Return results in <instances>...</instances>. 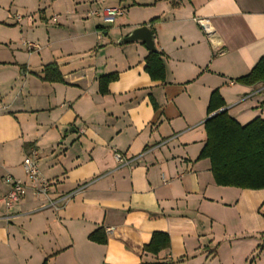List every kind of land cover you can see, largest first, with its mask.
<instances>
[{"label":"crops","instance_id":"obj_1","mask_svg":"<svg viewBox=\"0 0 264 264\" xmlns=\"http://www.w3.org/2000/svg\"><path fill=\"white\" fill-rule=\"evenodd\" d=\"M106 6L123 8L111 26ZM140 25L155 32L164 81L146 70L144 42H123ZM263 56L264 0H0V264H264V189L218 185L200 158L214 90L242 125L264 119V82L237 81ZM54 62L64 82L42 79ZM32 147L50 192L28 188L7 210L5 176L29 183ZM116 152L141 156L119 166ZM99 228L104 244L89 237ZM156 231L170 247L144 251Z\"/></svg>","mask_w":264,"mask_h":264},{"label":"trees","instance_id":"obj_2","mask_svg":"<svg viewBox=\"0 0 264 264\" xmlns=\"http://www.w3.org/2000/svg\"><path fill=\"white\" fill-rule=\"evenodd\" d=\"M158 20L159 18L151 19L150 25H154ZM162 55L163 53L158 50L151 51L146 59V70L154 80L164 81L166 77V65ZM117 78L118 73L101 76L100 92L106 94L109 83ZM42 79L48 82H64L59 66L55 62L44 67ZM237 81L246 85L264 82V56L248 74L237 78ZM154 105L157 108L156 103ZM226 106L219 90H214L208 105V118L205 121L207 141L200 158L210 160L211 171L218 185L264 189V119L256 117L242 125L229 114ZM220 109L223 110L211 116ZM89 237L101 244L107 242L102 228L95 230ZM170 243L168 233L156 231L150 242L144 246V251L157 254L169 248ZM43 264L48 263L45 261Z\"/></svg>","mask_w":264,"mask_h":264},{"label":"built area","instance_id":"obj_3","mask_svg":"<svg viewBox=\"0 0 264 264\" xmlns=\"http://www.w3.org/2000/svg\"><path fill=\"white\" fill-rule=\"evenodd\" d=\"M100 11L103 20L106 23L112 24L123 13V8L119 6H106L102 7ZM91 14H99V11L93 10L91 11ZM24 17H26L30 23H33L34 20L32 14H18L16 16L18 21H21ZM53 19L54 21H56L57 16H53ZM197 21L204 27L206 31L209 30V28L207 27V23L209 21L208 19L198 18ZM24 46L29 53L38 52L42 48L41 44L34 41H24ZM38 156V149L32 147L24 156V159L22 161V166L24 168L29 183L24 182L21 179L15 178L11 174H7L5 176V180L11 184V189L9 190V192L2 196V200L4 201L7 210L12 209L15 205L20 203V201L26 195L28 188H31L34 192V195L36 196H48L51 189V182L48 179L41 177L38 164ZM140 156L128 158L121 152L115 153V159L119 166H126L135 161ZM90 184L91 182H86L71 191L59 195L56 198H51L48 200L47 204L55 210H60L64 207L67 202H69L78 194L82 193L85 189H87Z\"/></svg>","mask_w":264,"mask_h":264},{"label":"water","instance_id":"obj_4","mask_svg":"<svg viewBox=\"0 0 264 264\" xmlns=\"http://www.w3.org/2000/svg\"><path fill=\"white\" fill-rule=\"evenodd\" d=\"M134 41H142L146 44V47L152 51H157V46L154 39V32L148 25H140L132 30V32L123 39V42L130 43ZM222 110H218L211 114L214 116L220 113Z\"/></svg>","mask_w":264,"mask_h":264},{"label":"rangeland","instance_id":"obj_5","mask_svg":"<svg viewBox=\"0 0 264 264\" xmlns=\"http://www.w3.org/2000/svg\"><path fill=\"white\" fill-rule=\"evenodd\" d=\"M104 24V23H103ZM113 24V23H112ZM112 24H105L106 26L108 25V26H111ZM25 41H34V42H36L35 40H32L31 38H25L24 39Z\"/></svg>","mask_w":264,"mask_h":264}]
</instances>
